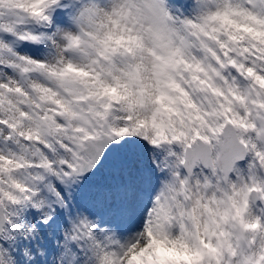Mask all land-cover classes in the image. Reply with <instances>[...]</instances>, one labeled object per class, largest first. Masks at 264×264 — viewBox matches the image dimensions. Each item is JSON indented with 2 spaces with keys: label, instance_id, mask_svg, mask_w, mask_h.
Wrapping results in <instances>:
<instances>
[{
  "label": "snow or ice",
  "instance_id": "1",
  "mask_svg": "<svg viewBox=\"0 0 264 264\" xmlns=\"http://www.w3.org/2000/svg\"><path fill=\"white\" fill-rule=\"evenodd\" d=\"M0 264H264V0H0Z\"/></svg>",
  "mask_w": 264,
  "mask_h": 264
}]
</instances>
